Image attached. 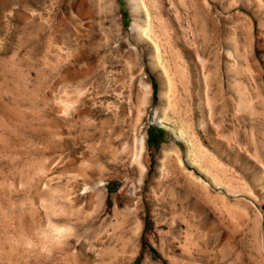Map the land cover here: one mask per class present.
<instances>
[{
	"label": "rangeland",
	"instance_id": "rangeland-1",
	"mask_svg": "<svg viewBox=\"0 0 264 264\" xmlns=\"http://www.w3.org/2000/svg\"><path fill=\"white\" fill-rule=\"evenodd\" d=\"M143 1L163 66L132 0H0V264H264V0Z\"/></svg>",
	"mask_w": 264,
	"mask_h": 264
},
{
	"label": "bare ground",
	"instance_id": "bare-ground-1",
	"mask_svg": "<svg viewBox=\"0 0 264 264\" xmlns=\"http://www.w3.org/2000/svg\"><path fill=\"white\" fill-rule=\"evenodd\" d=\"M133 4H134V8L135 10L140 13H143L144 14V23L143 25H139L138 23H134L133 27H132V32L133 33H136V37H137V40H136V43H140L142 45H144L146 51L148 53L151 54V62L153 61L154 64L156 65H159V66H163V63H162V55L161 54V50H160V42H158V40L153 37V35L151 34L149 27H148V24H149V21H150V14L151 12L149 13L148 9L145 7V4H144V1L143 0H132ZM146 2V1H145ZM151 7V6H150ZM156 16V15H155ZM137 17V16H136ZM152 17V16H151ZM143 18V17H142ZM139 19V18H138ZM152 19V18H151ZM154 19V18H153ZM159 20V19H157ZM139 22V21H138ZM140 23V22H139ZM154 23V22H153ZM157 25V24H156ZM151 26V25H149ZM161 26V25H160ZM151 28V27H150ZM154 29V28H153ZM156 31L158 29H155ZM153 31L154 33L156 31ZM161 33V32H160ZM167 34V33H166ZM161 35V34H159ZM166 37V36H165ZM161 39V37H160ZM160 41V40H159ZM166 43V42H165ZM164 45V43H162ZM138 49V48H137ZM166 64V63H165ZM161 123H164L163 120H160ZM170 124V123H169ZM172 129L174 130V132L177 134L178 138L179 139H183L184 138V135H183V131L181 129H177L175 127H173V123L171 125ZM184 140V139H183ZM187 140V139H186ZM146 142H144L143 139H141V145L144 146ZM146 145V144H145ZM191 149L189 148V160L191 163L194 164L193 161H191V158H192V154H191ZM54 234V233H53Z\"/></svg>",
	"mask_w": 264,
	"mask_h": 264
}]
</instances>
